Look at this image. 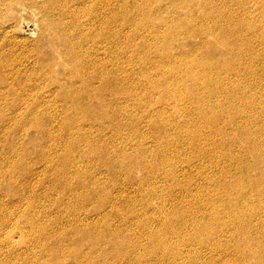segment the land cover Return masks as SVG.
I'll return each instance as SVG.
<instances>
[{"label": "bare ground", "instance_id": "6f19581e", "mask_svg": "<svg viewBox=\"0 0 264 264\" xmlns=\"http://www.w3.org/2000/svg\"><path fill=\"white\" fill-rule=\"evenodd\" d=\"M117 1L0 0V101H6L8 96L14 101H11L13 102L11 107L6 104L0 105V125L3 126L2 123L6 120L2 115L4 112L9 114V118L15 124H18L16 122L19 119L21 122H27L29 118L27 115L32 113L33 117L29 119L31 129L35 124L39 127L45 125L46 118L42 116L43 114L40 115L42 112H36V109L42 107L36 93H41L43 102L54 105L57 102L60 106L59 112L62 118L59 119L61 123L57 126L60 129L62 127L63 133H70V136L63 139L64 148L61 151H57L58 148L55 150L50 145L48 148L53 149V154L39 155L41 149L37 154L35 153L36 157L32 162H41L43 164L41 171H32L31 161L23 160L17 167L13 164L4 167L3 164L7 161L4 160L3 163V160H0V264H63L65 261H69L70 264H140L143 261L155 260L157 256L161 261L150 263L164 264L163 260L166 258L169 264H225L224 259L214 262L212 258L213 253L221 249L220 245H224L222 254L232 257L235 264H248L253 255H256L255 258L253 257L256 264H264V252H261L260 256L251 248L253 244L264 243L263 230L261 231L264 227V217H261L263 214L260 215L264 203V142L259 143L254 138L250 139L251 135L247 132L250 128H254L259 134L264 133V108L260 102L262 95L259 96L260 93L256 91L251 92L253 91L251 84L260 86L262 81L258 79L250 81V75H256L258 68L264 70V57L258 61H248L242 55L243 49H250L256 43L264 45V0L252 1L251 5L246 0H170L171 4L185 5L190 17L194 16L192 12L199 7L207 9V12L197 21L191 20L190 26L172 25L173 32L162 37V45L157 50L160 51L158 56L161 59L163 54L168 56L166 53H172L170 47L176 46H172L174 44L172 39L175 37L180 38L179 40L187 45L194 43L195 38L201 41L205 39L197 45V48L203 51L207 43L205 36L217 37L219 33L224 32L227 33L226 38L223 39L225 50L222 53L219 51L215 54H205L200 60L193 61L190 59L191 52H183L182 47H177L174 49L177 53L175 58L167 59L168 62L165 64L160 62L161 60L158 62L159 57L158 60L156 59L157 63L153 64L152 69L158 71L155 72L157 74L163 75V71L167 73L166 93L174 92L172 100L184 101L190 105V108L186 111L187 117L182 123L178 120L185 115L182 106L177 103L171 115L166 116L168 111L163 109V116L159 114L156 119L145 121L150 129L149 136L144 132L141 134L138 125L131 122V112L127 109L129 106L127 104L132 102L138 104L139 101L138 97L131 95L129 88H139L141 83L139 80L133 82L130 78L132 74L129 68L135 63L134 60L130 61L132 57L116 58V54L131 53L133 46L136 45L122 28L123 22L119 24ZM160 1L162 0H131L136 8L140 7L139 2H141L147 6L156 4V8L163 11ZM166 7L169 9L167 5ZM159 9H156L154 16L147 17L140 11L132 18V23L134 27L136 26L135 30L139 32L141 29H147L153 38L157 37L160 30L156 29L152 22L160 17ZM27 10L33 12L35 17L37 40L44 42L59 63H47L36 67V64L43 59V54L37 50L35 43L28 45L27 40L17 34L16 26L12 25ZM254 10L258 12L257 16L253 14ZM256 24L260 27L257 28ZM120 39L127 41L123 47L119 43ZM145 42L146 39L142 41L143 44ZM218 45L211 43L210 48L215 50ZM28 47H31L33 57L28 56ZM253 51H264V49ZM253 51L250 54L254 55ZM239 57L243 58L244 62H239ZM55 63L56 70L53 68ZM137 65H142V69L144 68L143 62ZM181 66L188 71L184 72ZM126 67H129L128 73ZM59 71H64L63 78L56 77ZM143 74L146 75L145 79H149L148 70H144ZM185 79L191 83L193 91L198 96L197 100H193L188 95L187 97L180 90L182 84L187 82ZM150 82L163 87V83L158 84L157 80ZM31 85H35V88ZM31 93H35L34 96ZM115 96L120 98L115 100ZM238 96L241 98L239 99ZM29 97H35L33 99L36 101L30 106L25 103ZM217 98H221L222 101L218 102ZM92 102L97 104L93 105ZM227 102L248 110V113L244 115L246 113L244 109L236 111L235 108L224 109L223 106ZM68 103L73 106L72 111L69 108L65 109ZM22 104H26L25 111L23 110L26 116L23 114V117L15 118L18 116L16 111L20 110ZM255 105L261 107L256 109ZM7 106L10 108L8 111H6ZM194 106L197 108L193 109ZM98 118L106 124L95 126L94 121ZM230 119L234 124L243 119L247 122L245 129L240 127L237 131L248 144L249 160L248 158H245L246 161L244 158L242 160L241 156L237 158L222 156L224 159H221V156L217 155L218 149L228 148L220 141V137L224 129L231 125ZM194 122H200L202 128L194 127ZM18 125L12 126V130ZM110 127L115 129L116 134L121 128H127L136 140L133 141L134 143L123 140L122 143L118 141L115 144L116 134L111 137L97 134L95 139H91L88 135L93 130L95 133L103 134ZM173 127H176L175 134L170 133ZM3 130L0 128V134H3ZM39 133L41 138L38 140L45 137L49 139L50 133L45 129ZM91 136L94 138V135ZM150 137L156 139L152 146L147 142ZM185 145H188V148H185L187 147ZM191 151H194L193 155L196 154L197 165L191 166L192 163L188 160L184 161L180 158L183 152L190 155ZM166 152H170L172 158L160 161L159 156ZM27 156L23 157L26 159ZM144 156H148V160L152 157L151 161L146 160L150 164L147 163L150 171L145 173L138 170V165L145 164ZM260 156L263 158L258 159ZM220 159L229 162V167L225 165L226 163L219 162ZM79 161L80 165L75 166ZM173 163L182 173H185L188 167L200 175V180L193 185L197 190L196 194H191L189 188L185 190L188 187H185L187 182L184 183L185 186L182 182L179 183L178 174L172 173L167 177L169 169L162 179L160 173L163 174V166L171 167ZM57 165L61 166L60 169H57ZM215 167H219L216 174L208 172ZM19 168L24 170L22 175L17 173ZM252 169L256 170L254 176L250 174ZM151 172L157 174L156 176L159 175V179L157 177H154L157 178L156 180L153 179ZM132 173L138 174L136 178L134 177L135 181L128 180L125 185L130 188L127 189L126 186L124 188L125 182L122 184L121 181L124 180L122 178L131 179ZM226 174L232 177V182H227ZM71 177L78 179L79 184L75 187L70 186L71 180L68 182ZM87 179L92 182L88 183L89 187H83L82 182ZM185 179L187 180L184 178V181ZM106 181L110 184L108 185ZM156 181L162 184L166 181L169 186L183 187L177 192L180 197L172 200L174 194H171L172 199H167L170 207L175 204L173 209L169 208L172 216H175L172 218L175 219L174 221L167 216L171 214H167L163 209V197L157 194L161 193V190L158 192ZM55 182L58 185L56 188L53 186ZM45 183H52L53 187L50 186V189L52 187L61 190L55 194L57 197L64 195L66 191L71 192L70 198L66 200L72 201V204L63 212L70 218L66 219L67 225L72 229L70 232L63 230L69 227H59L62 225L59 223V218L63 217L59 215L63 209L57 210L59 215L54 217L52 211L54 206L39 199L37 192ZM142 186L147 187L145 190L148 194L142 193L140 189ZM130 189L133 191H127ZM50 193L44 194L51 195ZM233 194L234 198H231ZM181 198L182 201L188 199L191 204L182 205ZM157 199L161 202L157 203ZM90 200L94 201L93 205L87 204ZM55 202L63 205V199L58 198ZM64 206L66 205H63V208ZM149 211H152L153 215L156 212L162 218L159 220L160 225L155 224L158 228L154 227L155 217L146 215L150 213ZM113 221L119 223L118 228L112 227ZM172 223L177 226L173 227ZM55 227L59 231H55L57 230H54ZM149 227L154 229L145 232ZM239 229L245 230L242 237L237 235ZM130 231L144 237L148 245H151V251L136 254L135 250L139 252L143 249V243L137 240L133 242L130 239L133 235L127 236V232ZM185 232L187 235L184 234ZM187 236L190 239L187 240ZM191 242L195 246L191 245ZM129 243H132L131 247ZM104 244L108 245V251L103 250ZM85 245L90 247L86 250ZM191 247L195 248L191 249ZM130 248L136 256L130 252Z\"/></svg>", "mask_w": 264, "mask_h": 264}, {"label": "rangeland", "instance_id": "374dc122", "mask_svg": "<svg viewBox=\"0 0 264 264\" xmlns=\"http://www.w3.org/2000/svg\"><path fill=\"white\" fill-rule=\"evenodd\" d=\"M118 1H120V2H118ZM117 1V9H118V13H117V15H118V17H119V19L118 20H120V22H119V24L121 23V21L123 22V23H121V26L123 25V29H124V31L128 34V36L132 39V40H134V43L136 44L135 46H133V51L131 52V53H129V54H127V55H121V54H116V58H123L124 57V59H126V58H128V57H132V58H130V61L131 60H134L135 61V63H133V65H132V67H126L125 68V70L127 71V69L129 68V69H131L130 70V72H131V76H130V78H131V80H133V82L134 81H136L137 82V80H139V82L141 83V86L139 87V88H133V87H131V88H129V90H130V93H131V95H133V96H136V97H138V99H139V101H137L138 102V104H133V102H132V104L130 103V104H127V105H129L128 106V108L127 109H129L130 110V112H131V116H132V121L131 122H133V123H136L137 125H138V127H139V131H140V133L142 134L143 132L144 133H147L148 134V136H149V133H150V129H149V127L146 125V123H145V121H150V120H153V119H156V117L159 115V114H161L162 116H163V109L164 110H166V111H168V112H166L167 114H166V116H168V114H170L174 109H175V106H176V103L177 104H179V105H181L182 106V110H183V114L185 115L186 114V111L190 108V105H188L187 103H185L184 101H181V100H179V101H175V100H172V98H173V95L175 94L174 92H169V93H166V91H167V88H166V86H167V84H168V80H167V73H164L165 71H163V75H165L164 77H163V75H161L160 73H155V72H158V71H155L154 69H152L153 68V64H155V63H157V60H158V62L160 61V62H162V63H166V62H168L167 61V59H171V58H173L174 56H176V50H174V49H176L177 47H182L181 49L183 50V52H191L192 54H191V57H190V59L191 60H193V61H197V60H200V58L201 57H203L205 54H215L216 52H224V50H225V46L223 45V39L224 38H226V35H227V33H219L218 34V36L217 37H214V36H205V38H207L206 39V42L207 43H205L206 45H205V49L203 48V51L202 50H199L198 48H197V45L199 44V43H201V42H203L204 40H202L201 41V39H199V38H195L194 40H193V42L194 43H192V44H184L185 42L184 41H180L179 39L180 38H173L172 40V42L174 43L172 46H174V45H176V46H174V47H170L171 48V52L172 53H166L168 56H165V54H163V59H161V57L160 56H158V55H160V51H157V50H159L160 48L159 47H161V45H162V43L161 42H163V39H162V37L165 35V36H167V34L169 33V34H171L172 32H173V28H171V27H176V26H181V27H183L184 25H187V26H190L191 24H192V22H190L191 20L193 21V19H195L196 21L199 19V17H201L205 12H207L206 10L207 9H204V8H201V7H199L200 9H202V11L198 8V9H196V10H194L193 12H192V15H194L193 17H190L191 15H190V13H189V10H188V8L185 6V5H182V4H176V3H173V4H171V3H169L170 2V0H162V1H160L161 3V6H163V11H162V9H159V8H156V4L155 5H153L152 4V6H147V5H144V4H142L141 2H139V4H141L140 5V7L139 8H141V9H139V8H136L134 5H133V3L131 2V0H123V1H121V0H118ZM125 1V2H124ZM247 1V3H250V5L252 4V1H256V0H246ZM121 3V4H120ZM122 3H123V5H122ZM156 3V2H155ZM162 3H163V5H162ZM159 4V5H160ZM127 5V6H126ZM166 5L169 7V9L166 7ZM213 5V4H212ZM124 6H126V7H124ZM180 6V7H179ZM182 6V7H181ZM143 7V8H142ZM186 7V8H185ZM166 8H167V10H166ZM185 8V9H184ZM138 9L142 12V13H144L146 16L145 17H147V16H154V12L155 11H157L156 9H159L158 10V13H159V15H160V17L157 19V20H153V22L152 23H154V25L156 26H154V25H152L153 27H155L156 29L158 28V30H160V34L157 36V37H155V38H153L152 37V35H150V33H149V31L147 30V29H141L139 32H137L136 30H135V27H134V24L132 23L133 21H132V18H134V17H136L138 14H139V12L140 11H138ZM144 9V10H143ZM147 9V10H146ZM126 10V11H125ZM199 10V11H198ZM233 10H235V8L233 9ZM136 11V12H135ZM165 11H167L168 13H166ZM187 11V12H186ZM196 11V12H195ZM198 11V12H197ZM259 11V10H258ZM148 12V13H147ZM200 12V13H199ZM170 13V14H169ZM189 13V14H188ZM196 13V14H195ZM257 11L256 10H254L253 11V14L254 15H256L257 16ZM152 14V15H151ZM176 14V15H175ZM123 15H124V17H123ZM129 15V16H128ZM171 15V16H170ZM173 15V16H172ZM175 15V16H174ZM190 15V16H189ZM179 17V18H178ZM122 18V19H121ZM127 18V19H126ZM131 19V21H130V19ZM139 18V17H138ZM161 18V19H160ZM176 18V19H175ZM126 19V20H125ZM181 19V20H180ZM186 21H184V20ZM34 20H35V17L33 16V12H31V11H29V10H27L26 12H24L20 17H19V19L16 21V22H13L12 23V25H15L16 26V32H17V34L20 36V37H22L27 43H28V45L29 44H32V43H35L34 45L36 46V48H37V50L39 51V52H41L42 54H43V59L41 60V62L39 63V64H36V67H41V65H45V64H49V63H54V62H57V63H59V61L57 60V57L54 55V54H52L50 51H49V49L46 47V45L44 44V42L42 41V40H37V37H38V32H37V27H36V24H35V22H34ZM124 20V21H123ZM177 20H179V21H177ZM127 21H128V23H127ZM182 21V22H181ZM136 23V22H135ZM167 25H166V24ZM170 23V24H169ZM176 23V24H175ZM161 24V25H160ZM162 24H163V26H162ZM170 25V26H169ZM172 25H174V26H172ZM259 25L258 24H256V27L257 28H259L258 27ZM18 28V29H17ZM171 32V33H170ZM143 34V35H142ZM144 39H146V42L143 44L142 43V41H144ZM148 40V41H147ZM176 41H178V42H176ZM119 43L121 44V46L123 47V45L125 44V43H127V41H125V40H123V39H120L119 40ZM139 43V44H138ZM211 43H216L217 45H218V43H219V45L217 46V48L215 49V50H213V49H211L210 48V45H211ZM140 45H144L143 47L141 46V47H139ZM147 45V46H146ZM186 47V48H185ZM187 47L189 48V49H187ZM29 49H27L28 51H27V54H28V56L29 57H33L34 56V54L31 52V47H28ZM141 48V49H140ZM159 48V49H158ZM140 49V50H139ZM146 49H149V50H147L146 51ZM198 49V50H197ZM254 49H264V45L263 44H260V43H256L255 44V46L254 47H252V48H250V49H243V53H242V55L246 58V60H248V61H253V60H255V61H258L261 57H264V51H253ZM30 50V51H29ZM144 50V51H143ZM249 50H251V51H253L254 52V55L251 53L250 54V52L249 53H247ZM205 51H206V53H205ZM143 52H144V54H143ZM152 52V53H151ZM146 53H147V55H146ZM176 53V54H175ZM149 54V55H148ZM138 55V56H137ZM146 55V56H145ZM135 56V57H134ZM143 58H142V57ZM144 56L146 57L145 58V61L143 60L144 59ZM147 56H149V57H147ZM159 57V58H158ZM165 57V58H164ZM158 58V59H157ZM175 58V57H174ZM124 59H122V61H124ZM157 59V60H156ZM141 60V61H140ZM146 60H148L147 62H146ZM164 60V61H163ZM166 60V61H165ZM140 62H143V65H144V68L142 69V65H137L138 63H140ZM148 62H150V63H148ZM151 62H154V63H151ZM239 62H244V59L243 58H241V57H239ZM148 63V64H147ZM146 64V65H145ZM150 64V65H149ZM152 64V65H151ZM163 64V65H164ZM57 64L55 63L54 64V66H53V68L56 70L57 69V66H56ZM145 66H146V69H145ZM135 67V68H134ZM164 67V66H163ZM183 66H181V68H182ZM189 68V67H188ZM137 69V70H136ZM139 69V70H138ZM183 69V68H182ZM144 70H148V77H149V79H145V76H144V74H143V71ZM153 70V71H152ZM184 70V72H187L188 70L187 69H183ZM137 71V72H136ZM139 72V73H138ZM153 72L155 73V74H153ZM127 73H128V71H127ZM64 71H59L58 73H57V75H56V77L57 78H63V76H64ZM153 74V75H152ZM155 75V78L153 79V76ZM159 76V77H158ZM163 78H162V77ZM151 77V78H150ZM166 77V78H165ZM188 77H186V79H187ZM152 79V80H151ZM185 79V81H187V82H185V83H183L182 84V86L180 87V90L187 96H191L192 97V99L193 100H197L198 99V96H197V94H196V92L195 91H193V89H192V85H191V83L188 81V80H186ZM248 79H249V77H248ZM260 80V81H262V83L260 84V86H255V85H253V84H251V87H252V90L253 91H251V92H254V91H256V92H258V94H259V96L260 95H262V96H260V99L261 100H264V70H262L261 68H258L257 69V73H256V75H254V76H251L250 75V81H255V80ZM154 81V80H157L159 83L158 84H162L163 83V87H161V86H159V85H153V84H151V82L150 81ZM160 80H162L161 82H160ZM156 83V82H155ZM32 87H34L35 85H31ZM36 86H37V84H36ZM38 87V86H37ZM35 88V87H34ZM166 88V89H165ZM164 89V90H163ZM209 90H211V91H214V89H209ZM33 94H35V93H31V95L32 96H34ZM41 93H36V97L40 100V102H41V104H42V107H39L38 109H36V112H42V113H40V115H42V116H44L46 119H45V122H44V124L45 125H41L40 127L37 125V124H33L34 126L32 127V129H33V131H32V129H31V126H30V122H29V119L31 118L32 119V117H33V115H32V113H30V114H28L27 115V117H29L28 119H27V117H26V119L28 120L27 122L25 121H23V122H21L20 120L21 119H19V120H17V122L16 123H18V124H15L14 123V121L13 120H11L10 118H9V114L7 113V112H4V113H2V115L4 116V117H6V120L2 123V125L4 126V128H3V126H1L0 125V128L7 134H5L4 132H2L3 134H0V160L2 161L3 160V163L5 162V161H7V162H5V164H3L4 165V167H8V166H10V165H15L16 167L19 165V163L20 162H22L23 160L24 161H31V163H30V165L33 163L32 161L35 159L34 157H36V154L40 151V149H41V151L38 153L39 155H42L43 154V156H44V154H46V155H48V154H53L54 153V151H53V149L51 150V148H48V146L50 147V145L51 146H53V148L56 150L57 148V151H61L64 147V143H63V139H66V137H68V136H70V133H67V132H65V133H63V129H62V127H61V129H60V127L59 126H57L59 123H61L60 122V120H61V118H62V116H61V114H60V112L59 111H61V109H60V106H58L57 105V102H56V104L54 105V104H52V103H47V102H43L42 100H41V95H40ZM187 96V97H188ZM116 97V96H115ZM118 97V98H117ZM116 98H115V100L116 99H119L120 97L119 96H117ZM162 97H163V101H162ZM9 98V99H8ZM10 98H11V96H8L7 97V100L6 101H4V102H1L0 103V105H3V104H6V105H11L14 101H13V98L10 100ZM33 98H35V97H33ZM33 98H31V97H29V99L25 102L26 104H28L29 106L31 105V104H33V103H35L36 101L33 99ZM238 98L240 99L241 97L240 96H238ZM37 99V100H38ZM112 100H114V98L112 99ZM126 100H127V98H126ZM260 100V102H261V106H263V108H264V101L262 102ZM11 101H13V102H11ZM217 101L218 102H220V101H222V99L221 98H217ZM6 102H9V103H6ZM33 102V103H32ZM258 102V101H257ZM256 102V103H257ZM93 103V105H96L97 103L95 102H92ZM26 104H22L21 105V107H20V110H17L16 111V115H18L17 117H15V118H20V117H23L24 115L26 116V114H24V113H26V112H24L25 111V106H26ZM47 104H48V106H47ZM69 104V105H68ZM68 104H66V105H68V106H66L65 107V109H67V108H69V109H71V111L73 110V106H71V104L70 103H68ZM9 106H7L8 108L6 109V111H8V110H10V108H9ZM47 106V107H46ZM50 106V107H49ZM261 106H256L255 105V108L256 109H259ZM11 107V106H10ZM53 107V108H52ZM224 109H228V110H230V108H235V111L236 110H239V109H244V108H242V107H236V106H234L231 102H227L224 106ZM196 108H197V106H196ZM195 108V106H194V108L193 109H196ZM41 109V110H40ZM50 109V110H49ZM56 109V110H55ZM24 110V111H23ZM245 111H246V113L244 114V115H246L247 113H248V110H246V109H244ZM48 111V112H47ZM54 111V112H53ZM57 113V114H56ZM24 114V115H23ZM54 115H56V116H54ZM171 115V114H170ZM8 116V117H7ZM31 116V117H30ZM58 116V117H57ZM61 116V117H60ZM13 117V116H12ZM55 117V118H54ZM186 115L182 118H179V123H182L185 119H186ZM10 119V122H9V120L8 119ZM49 118H51V119H49ZM190 118V117H189ZM30 119V120H31ZM48 119V120H47ZM60 119V120H59ZM195 117H194V121H195ZM239 119V118H238ZM237 119V120H238ZM139 120H141V122H138ZM57 121V122H56ZM6 122V123H5ZM20 122V123H19ZM50 122V123H49ZM95 122V126H97V125H102V124H106V122H103V120L101 119V118H98V119H96V121H94ZM54 123L56 124V125H54ZM230 123H231V125H229L228 127H226L225 129H224V133L222 134L221 133V142H223V143H225L227 146H228V148L227 149H225V150H221V149H218L217 150V155H219V156H221V159H224L222 156H233V157H235V158H237V157H240L241 156V159L242 158H244V160L246 161V159L247 160H249V155L247 154V149H248V144H247V142H246V140H245V138L243 137V136H240V132L239 131H237V129L238 128H240V127H244V129L246 128V125H247V122H245L244 121V119L243 120H239V121H236V124H234L233 122H232V120L230 119ZM23 124V125H22ZM50 124V125H49ZM104 124V125H105ZM194 124V127H196V128H202V124L200 123V122H194L193 123ZM16 125H18V129L19 130H17V128L15 129H13L12 130V128L13 127H15ZM8 126V127H7ZM13 126V127H12ZM24 129H26L27 127H28V129H26V130H22L23 128ZM43 126V127H42ZM50 126V127H49ZM20 127H21V129H20ZM29 128H30V130H29ZM55 128V129H54ZM176 127H173V129L171 128V131H170V133L171 134H175L176 133V129H175ZM8 129V130H7ZM39 129H45L46 131H48V133H50V134H48L49 135V139H47L46 137L45 138H43V139H40V140H38L39 138H41V137H39V135L38 134H40L39 132H41V130L39 131ZM60 129V130H59ZM6 130H7V132H6ZM18 132H17V131ZM22 130V131H21ZM35 130V131H34ZM38 130V131H37ZM54 130V131H53ZM75 130L76 129H74L73 130V132H75ZM255 129L254 128H250L247 132H248V134L249 135H251V137H249L250 139H255L256 141H258L259 143H261L262 141L264 142V135H262V134H264V133H258V132H256V131H254ZM10 131V132H9ZM13 131V132H12ZM24 131V132H23ZM30 131V132H29ZM59 131V132H58ZM254 131V132H253ZM14 132H16V133H14ZM27 132V133H26ZM32 132V133H31ZM54 132H56V133H54ZM62 132V133H61ZM256 132V133H255ZM26 133V135H24ZM30 133H31V135H30ZM52 133H53V135H52ZM94 133V134H93ZM256 134V135H254V134ZM54 134H55V136H54ZM61 134V135H60ZM99 136H103V135H105L106 137H111V136H113L114 134H116L115 133V129L114 128H112V127H110L108 130H106V132H103V134H102V132L101 133H95L94 132V130L91 132V133H88V135H89V137L91 138V139H95L98 135ZM259 134V135H258ZM10 135V136H9ZM28 135V136H27ZM30 135V136H29ZM74 135H76V132L74 133ZM91 135H94V138H93V136H91ZM6 136H9V138H7ZM14 136V137H13ZM24 136V137H23ZM255 136V137H254ZM259 136H260V138H259ZM21 137V138H20ZM60 137V138H59ZM257 137V138H256ZM17 138H19V139H17ZM161 138H163V136L161 137ZM47 141H46V140ZM51 139V140H50ZM114 143L115 144H117L118 143V141L120 142V143H122L123 142V140L124 141H129V142H132V143H134L133 141H135L136 140V138L134 137V135H133V133L129 130V129H127V128H121L120 129V132H118L115 136H114ZM258 139V140H257ZM261 140V141H260ZM19 142H21V144L19 143ZM50 144H49V143ZM60 142V143H59ZM147 142L149 143V146H152V145H154V143L156 142V139L155 138H149V139H147ZM6 143H8V144H6ZM24 143V144H23ZM46 143H47V145H46ZM1 144H4V145H1ZM23 144V145H22ZM49 144V145H48ZM25 145V146H24ZM29 146V147H28ZM33 147V148H31V147ZM54 146H56V148L54 147ZM185 146H187V147H185V148H188V145H185ZM10 147V148H9ZM12 147V148H11ZM26 147H27V149H26ZM23 148V149H22ZM61 148V149H60ZM12 149V150H11ZM14 150V151H13ZM24 150H25V152H24ZM34 150V151H33ZM42 150L44 151V152H42ZM49 150V151H48ZM3 151V152H2ZM8 152V153H7ZM11 152H12V154H11ZM13 152H14V155H13ZM27 152V153H26ZM192 152H194V151H191V153ZM3 153V154H2ZM17 153V154H16ZM36 153V154H35ZM191 153H189L190 155H187L185 152H183L182 154H181V157L180 158H182V160L184 159V161H186V160H188L189 161V163H192V164H190L191 166H193V165H197V158H195V156H196V154L195 155H193V153L191 154ZM242 153L244 154V155H246V157L244 156V155H242ZM9 154H11V155H9ZM26 154V155H25ZM19 156V157H15V156ZM28 155V156H27ZM10 158H9V157ZM23 156H27L26 157V159H25V157H23ZM15 157V158H14ZM23 157V158H22ZM151 157V156H150ZM187 157V158H186ZM9 158V159H8ZM13 158V159H12ZM18 158V159H17ZM21 158H22V160H21ZM144 158H145V164H144V162L142 163V164H144V165H138V170L140 171V172H143V173H145V172H149L150 170H149V168L150 167H148L150 164L148 163V161H151V158L148 160V156H144ZM172 158V154L170 153V152H166V153H163V155L162 156H159V159H160V161L161 160H170ZM246 158V159H245ZM261 158H263V156H260L258 159H261ZM9 161H12V162H9ZM11 159V160H10ZM33 159V160H32ZM220 159V161L219 162H223V163H226L225 165H227L228 166V164H229V162H224L223 160H221ZM5 160V161H4ZM19 162H18V161ZM21 160V161H20ZM146 160H148L147 162H146ZM243 160V159H242ZM15 161V163H13ZM17 161V162H16ZM125 162V161H124ZM147 163L149 164V165H147ZM7 164H8V166H7ZM35 164V165H34ZM38 165V166H37ZM43 164L41 163V162H38V163H33L31 166H32V168H31V170L33 171H41L42 169H43V166H42ZM80 165V161L79 162H77V164L75 165V166H79ZM30 166V167H31ZM60 167L61 166H58L57 165V169L59 168L60 169ZM229 167V166H228ZM98 168V167H97ZM100 168V167H99ZM98 168V169H99ZM242 168V167H241ZM39 169V170H38ZM55 169H56V167H55ZM56 169V170H57ZM170 170L169 172H168V174H167V170ZM187 170H186V172L185 173H182L181 172V170H178V168H175V165H174V163L172 164V166L171 167H167V166H163V174L162 173H160V175H162L163 176V178L162 179H164V177L166 176V174H167V177H169V175L170 174H172V173H176V174H178V181H179V179H180V181H179V183H181L182 185H184V183L185 182H189L188 184L186 183L184 186L185 187H187L186 189H185V187H184V189L185 190H187L188 188L189 189H191V194L193 193H195L196 194V191L197 190H195L194 189V184L196 183V181L198 180H200V175L197 173L196 174V172L194 171V169H191L190 170V168H186ZM18 171H17V173H18V175L20 174V175H22V173H23V169L22 168H19V169H17ZM218 170H219V167H215V168H212L211 170H209L208 172H214L215 174L218 172ZM94 171H96V169H94ZM235 171V170H234ZM256 170H254V169H252L251 170V172H250V174L251 175H253L254 176V174H256V172H255ZM190 172V173H189ZM134 173H132L131 175H132V178L131 179H125V178H122V179H124L123 181H121L122 182V184L124 185V188H125V184H127L130 180L133 182V181H135L134 179L137 177V175L138 174H134ZM151 174H152V172H151ZM185 174H187V175H185ZM233 174V173H232ZM146 175V174H145ZM153 175V179H159V175L158 176H156L155 174H152ZM227 175V178H226V180H227V182H232L233 181V179H232V177L231 176H229V174H226ZM94 177V176H93ZM135 177V178H134ZM154 177H157V178H154ZM72 178V179H71ZM71 178H69L68 179V182H69V180H71L70 182H69V184H72V185H70V186H72V187H75V185H78L79 183H78V179H75V177H71ZM160 178H161V176H160ZM184 178H187V180L186 181H184ZM133 179V180H132ZM183 179V180H182ZM89 179H87V180H80V181H83L82 183H83V187H89V185H88V183H90V182H92L91 180H89ZM129 180V181H128ZM137 181H138V179H136ZM87 181V182H86ZM103 182H105V180H102ZM74 182V183H73ZM107 182V184L109 185L110 183L108 182V181H106ZM81 183V182H80ZM49 184V185H48ZM155 184H156V187L158 188H156L157 190H158V192L161 190V193H157V194H160L159 196L160 197H163V209H165V211H167V214L168 213H172V211L171 210H169V208H171V209H173L174 207H175V204L172 206V207H170L169 206V204L167 203V199L168 200H171L172 199V196L173 195H171V194H174V196H173V199L172 200H175L176 198H178V196L180 197V195L178 194L177 195V192H179V190H181V188H183V187H180V185H177V186H169V184L165 181V183H164V181H163V184H162V182H160L159 183V181H156L155 182ZM86 185H88V186H86ZM189 185H191V186H193V187H191V186H189ZM50 186H52V183H45V185H43V187H42V189L40 188L39 189V191L37 192V194L39 195V199H43L44 201H46L45 203L46 204H52V206H54V208L52 207V211H53V216L54 217H56L55 215H59V211H61L62 209V212H60L61 214L59 215V217L61 216H63L62 218H59V223L60 224H62V225H60L59 227L60 228H66V227H69L67 224H68V220L70 219L69 217H67V214H64L63 212H64V210H65V208H67V206L69 207V206H71V202H70V200H68L69 201V203H65V202H68L66 199H68V198H70V196H69V194L71 193L70 191L68 192V191H66V195L64 194V195H59V197H57V196H55V194H57V193H59V192H61V190L60 189H55L56 188V186H58L57 185V183L55 182V185H54V183H53V186L55 187V188H53L52 189V187H51V189L49 188ZM161 186V187H160ZM145 187V188H144ZM142 186V188H140L141 190H142V193L144 194L147 190H145V189H147V187L146 186ZM160 187V188H159ZM47 188V189H46ZM126 188L128 189V188H130V187H127L126 186ZM134 188H137V187H135L134 186ZM188 189V190H189ZM167 190V191H166ZM168 190H170V191H168ZM184 190V191H185ZM127 191H133L132 189H130V190H127ZM193 191V192H192ZM45 192H51L50 194L51 195H45L44 193ZM167 194H166V193ZM169 192V193H168ZM171 192V193H170ZM173 192V193H172ZM176 192V193H175ZM147 194H148V192H146ZM163 194V195H162ZM168 194H170V195H168ZM162 195V196H161ZM63 196V197H62ZM69 196V197H68ZM169 196V197H168ZM177 196V197H176ZM63 199V205H66V206H64V208H63V205L61 204V205H59L58 204V202H55L57 199ZM231 198H234V194L231 196ZM56 199V200H55ZM187 200V201H186ZM51 201V202H50ZM158 201L159 202H161V200L160 199H157V203H158ZM181 201H182V198H181ZM53 202V203H52ZM92 202H94V201H92V200H90V201H88L87 202V204L88 205H90L89 203H91L92 204ZM175 203V202H174ZM191 204V202L188 200V199H183V201H182V205H185V206H189L190 204ZM54 204V205H53ZM58 206H57V205ZM70 204V205H69ZM93 205V204H92ZM57 206V207H56ZM61 206V207H60ZM58 207H60L59 209H58ZM57 208V209H56ZM55 209V210H54ZM57 210H59V211H57ZM261 214L260 215H262L261 217H264V203H262V207H261ZM170 211V212H169ZM150 212V211H149ZM154 212V211H153ZM146 215H152L153 217H155V222H154V225L156 224H158V225H160L159 223V220H161L162 218L160 217V215L159 214H157L156 212H155V214L153 215V213H152V211L150 212V213H147ZM167 216H169V217H171V220L172 221H174L175 219H172V218H174L175 216H172V214L171 215H167ZM67 217V218H66ZM159 217H160V219H159ZM168 217V218H169ZM69 218V219H68ZM60 219H61V221H60ZM66 219H68L67 221H66ZM264 219V218H263ZM62 221H65L64 223L62 222ZM96 221V220H95ZM114 223L112 224L113 226L112 227H114V228H118V226H119V223H117L116 221H113ZM157 222V223H156ZM99 223V222H98ZM174 223V222H173ZM173 223H172V226L174 227V226H177V225H173ZM65 224H66V226H65ZM99 224H101V223H99ZM174 224H176V222L174 223ZM156 225L154 226V227H156ZM264 225V224H263ZM154 227H149L145 232H149V231H151V230H153L154 229ZM236 227H238V226H236ZM156 228H158V227H156ZM251 228V227H250ZM55 229H57V230H55ZM101 230H104L103 228H100ZM164 225H163V231H164ZM54 230L55 231H59V229L58 228H54ZM63 230H65L64 232H70V230H72L70 227L69 228H66V229H63ZM263 230V231H262ZM244 231L245 230H242V229H239V231L237 232V235L238 236H240V237H242V235H243V233H244ZM261 231L263 232L262 234L264 235V227H262V229H261ZM106 233H107V231H105ZM104 232V233H105ZM128 233V234H127ZM126 234H127V236H131V235H133V236H131L130 237V239L134 242V241H140L141 243H143V245H142V248L143 249H141V250H139V252L137 251V250H135V252H136V254H140V253H143L144 251L145 252H150L151 251V245H148L149 243L148 242H146V240L144 239V237L142 238V237H140L139 236V233H135V232H127ZM132 233V234H131ZM136 234V235H135ZM185 235H187V233L185 232L184 233ZM138 238V239H137ZM135 239V240H134ZM141 239V240H140ZM144 239V240H143ZM186 239L188 240V239H190V237L189 236H187L186 237ZM242 238H240V240H241ZM143 240V241H142ZM132 242V243H133ZM146 242V243H145ZM131 243V244H132ZM130 243H129V245H130V247L132 246ZM146 244V245H145ZM193 244V242H191V245ZM129 245H127L128 247H129ZM107 246V247H106ZM149 248H148V247ZM193 246H195V244H193ZM221 246V249H219V251H217V252H214L213 253V257L212 258H214V262H216V261H218V259L219 260H221V259H224L225 260V264H235V261H234V259L232 258V257H230V256H225V255H223L222 254V250L224 249V245H220ZM85 249L87 250L90 246L88 245V247H87V245H85ZM127 247V248H128ZM104 249L103 250H109V248H108V245L107 244H104V247H103ZM145 248V249H144ZM147 248V249H146ZM193 248H195V247H191V249H193ZM251 248L258 254V255H260L261 256V252H264V243H260V244H253L252 246H251ZM130 252H133V250L130 248ZM147 250V251H146ZM135 252H133L134 253V255L136 256V254H135ZM138 252V253H137ZM168 254V253H167ZM167 254H165V255H167ZM134 256V257H135ZM154 256L152 255V258H153ZM256 257V255H253V256H251V258L249 259V263L248 264H256V262H255V259L254 258ZM151 257H150V259H152ZM159 258V256H157V257H155V260H153L152 259V261L150 260V262H158V260H160V259H158ZM165 257L163 256V259H164ZM161 261V260H160ZM165 261L167 262L166 264H169L170 262L169 261H167L166 260V258L163 260V263L165 264ZM150 262H148V261H143V262H141L140 264H152V263H150ZM169 262V263H168ZM70 264V262L69 261H65L63 264Z\"/></svg>", "mask_w": 264, "mask_h": 264}]
</instances>
